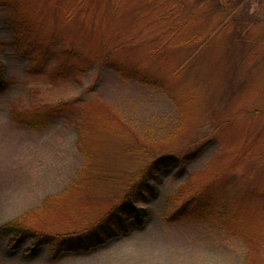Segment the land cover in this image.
Instances as JSON below:
<instances>
[{"label":"rangeland","instance_id":"1","mask_svg":"<svg viewBox=\"0 0 264 264\" xmlns=\"http://www.w3.org/2000/svg\"><path fill=\"white\" fill-rule=\"evenodd\" d=\"M1 66L0 228L147 216L58 260L0 236V264H264V0H0Z\"/></svg>","mask_w":264,"mask_h":264},{"label":"trees","instance_id":"2","mask_svg":"<svg viewBox=\"0 0 264 264\" xmlns=\"http://www.w3.org/2000/svg\"><path fill=\"white\" fill-rule=\"evenodd\" d=\"M0 68L1 71L2 69L4 70L3 66ZM115 70L123 76L122 70L124 69L121 65L116 66ZM1 71L0 90H3L5 88V81L1 78ZM133 74L134 75H131V80L136 81L137 79L141 80L144 78L142 75L138 74L137 71ZM20 123L25 124L32 129H40L42 126V124L41 126L38 124L37 120H33L30 123ZM171 162L172 160L169 159H162L161 161L154 162L151 165V169L144 176L147 177L146 179H148V177L158 179L159 177L157 173L162 172V170H164L165 167H168ZM146 179L141 182L140 187L130 193L127 198L129 202L135 201L141 205L146 201L148 202V192L150 187L147 186ZM150 191H152V189H150ZM152 192H150V194ZM146 216V210L137 207H130L127 203L113 209L108 217L100 220L99 223L89 231L79 233L78 235L74 233L45 235L39 231L28 228L23 225L20 220H14L0 228V236L10 239L8 246L13 252L30 242L32 244V249L26 254L28 257L35 255L42 247H49L50 257H52L53 260H58L59 256L62 254L79 253L80 251L89 253L90 250L99 248L101 245H105L111 241V239L117 238L121 236L123 232H126L130 225L131 218H137L139 221H142Z\"/></svg>","mask_w":264,"mask_h":264}]
</instances>
